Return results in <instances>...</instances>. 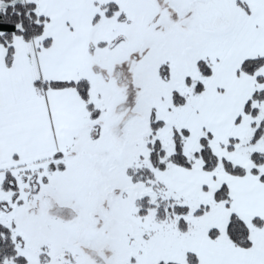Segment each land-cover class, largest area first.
I'll list each match as a JSON object with an SVG mask.
<instances>
[{"label":"snow or ice","instance_id":"1","mask_svg":"<svg viewBox=\"0 0 264 264\" xmlns=\"http://www.w3.org/2000/svg\"><path fill=\"white\" fill-rule=\"evenodd\" d=\"M0 264H264V0H0Z\"/></svg>","mask_w":264,"mask_h":264}]
</instances>
